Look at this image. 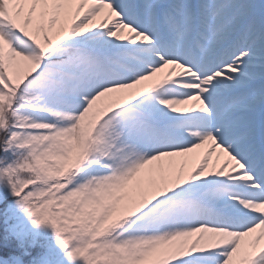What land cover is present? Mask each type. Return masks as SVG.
Returning <instances> with one entry per match:
<instances>
[{
    "label": "snow or ice",
    "instance_id": "obj_1",
    "mask_svg": "<svg viewBox=\"0 0 264 264\" xmlns=\"http://www.w3.org/2000/svg\"><path fill=\"white\" fill-rule=\"evenodd\" d=\"M0 264H264V0H0Z\"/></svg>",
    "mask_w": 264,
    "mask_h": 264
},
{
    "label": "bare ground",
    "instance_id": "obj_2",
    "mask_svg": "<svg viewBox=\"0 0 264 264\" xmlns=\"http://www.w3.org/2000/svg\"><path fill=\"white\" fill-rule=\"evenodd\" d=\"M179 107H185V106H179ZM198 156L202 158V156L205 153L204 149L197 150ZM169 160H174L177 165H179L182 162H186L188 168H190L194 163H196V160L193 159V154H186L183 157H173V158H164V162L167 163ZM211 161L215 162L216 161V155L213 153V156L211 157ZM177 171H179V167L177 168Z\"/></svg>",
    "mask_w": 264,
    "mask_h": 264
}]
</instances>
